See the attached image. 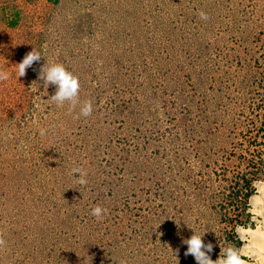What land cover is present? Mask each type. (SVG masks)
<instances>
[{
	"label": "rangeland",
	"instance_id": "1",
	"mask_svg": "<svg viewBox=\"0 0 264 264\" xmlns=\"http://www.w3.org/2000/svg\"><path fill=\"white\" fill-rule=\"evenodd\" d=\"M33 48L79 75L90 116L50 99L46 58L17 75ZM0 70V264H196L193 228L214 260L246 250L264 0H0Z\"/></svg>",
	"mask_w": 264,
	"mask_h": 264
},
{
	"label": "clouds",
	"instance_id": "2",
	"mask_svg": "<svg viewBox=\"0 0 264 264\" xmlns=\"http://www.w3.org/2000/svg\"><path fill=\"white\" fill-rule=\"evenodd\" d=\"M200 17L206 19L204 12H200ZM42 58H46V62L41 64L38 69L39 80L43 82L44 88L54 86L55 91L50 95V99L55 102L58 107H62L66 102L71 108H76L79 104V115L88 117L94 111L93 102L91 100L84 101L82 104L79 100V93L81 89V79L79 75L66 67L62 62H48L46 49L36 50L27 53L21 62L16 65V72L19 77L26 74L27 69L32 68L38 64ZM36 70V69H34ZM9 73L0 70V80H7ZM39 107V105H37ZM45 130L40 129V135H44ZM71 175L78 176V183L86 185L88 183L87 173L79 167H74L70 171ZM258 196L252 198L251 207L249 209L257 223V230L255 232L245 231V235L249 237L248 250L244 251L240 248L230 245L222 249L220 255L214 260L211 253L214 250L212 242H205L204 234L198 233L195 228L193 234L184 239L183 243L187 245L185 256H192L196 264H246L248 260L256 261L264 256V192L258 189ZM107 209L97 205L92 209V215L96 218H102L106 214ZM259 218V221L256 218ZM239 231V229H238ZM2 243V241H0ZM264 264V261L261 262Z\"/></svg>",
	"mask_w": 264,
	"mask_h": 264
},
{
	"label": "bare ground",
	"instance_id": "3",
	"mask_svg": "<svg viewBox=\"0 0 264 264\" xmlns=\"http://www.w3.org/2000/svg\"><path fill=\"white\" fill-rule=\"evenodd\" d=\"M259 190L262 191V192H264V183H260ZM246 230L247 231H250V232H255L257 230V227L249 226V227L241 228L240 229V233L242 234V237L249 238L248 236L245 235V231ZM245 249H246L245 251L248 250V244L246 245V248ZM262 261H264V256H262L259 260H256L255 262L246 259V264H261Z\"/></svg>",
	"mask_w": 264,
	"mask_h": 264
}]
</instances>
